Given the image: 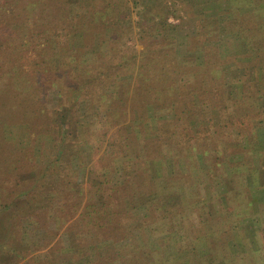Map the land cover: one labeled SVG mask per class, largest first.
Masks as SVG:
<instances>
[{
    "label": "trees",
    "instance_id": "trees-1",
    "mask_svg": "<svg viewBox=\"0 0 264 264\" xmlns=\"http://www.w3.org/2000/svg\"><path fill=\"white\" fill-rule=\"evenodd\" d=\"M184 2L192 5L191 10L185 15L181 14L178 9L179 5ZM85 4H87L85 0H68L69 14L77 18H91L93 26H96L94 31L102 27L106 32L112 29L114 33L118 30L126 32L128 36L129 34H140L141 38L149 39L150 43H169L171 47L168 48V51L172 50L176 58L175 62L169 66L156 67L154 69L140 66L131 79H127L129 83L135 79L140 84L141 89L138 96L143 97H139V106L145 103L146 108L144 109L145 115L140 114L136 110L134 118L127 116L126 113L122 117L121 114L123 112H118L117 108L114 107L119 93L109 88L107 80L110 75L103 72V68L108 64L107 61L110 58L107 60L106 56L102 54L103 43L95 40L89 46L85 45L82 35L84 36L86 30L79 31L75 29L73 34L65 35V38H67L65 40L66 44L65 47H62L61 42L58 40L61 34L56 33L51 26L37 25L34 21H30L28 16H20L17 17L18 19L16 16H12L10 17L12 21H7L6 25H0V32L4 36L1 39L5 41H0V45L4 43L7 47V50L0 51V75L6 76L7 71L17 74V79H15L16 75L10 74L12 78L7 83L8 85L11 84L9 91L11 89H16V91L28 90L29 84L27 82H25L23 88L21 87L24 84L21 83V77L25 75L27 77L30 75L39 77H54L58 75L62 80L72 78V81L81 79L85 82V85L81 87L77 83L74 91V101L68 102L67 105L64 102L60 103L64 95L61 90L53 85L52 87L50 86L52 89H47L49 93H52L48 101L44 99L42 92L44 88L36 86L35 99L30 103L28 102L24 107L28 123L32 122L33 119H39L40 116L51 115L50 111L56 116V134L60 136L61 141L57 148L54 147L52 149L51 155L52 158L56 157L55 159L58 161L60 158L65 160L59 165L78 167L76 169L78 171L76 176L78 180L76 183H71L73 192L76 191L81 196L85 190L83 188L85 176L82 172L85 171L86 165L81 163V153L77 152L79 150H90L91 152L96 151L99 153L108 140L109 132L114 129V131L116 130L119 133L134 135L140 141L143 139L144 141L147 140L148 143L145 146L142 145L140 151H143L145 160L148 163L157 167L154 178L149 171L150 167L142 171L144 178L141 183H145V177L147 178V183H149V185H146L149 192L145 195L144 203L139 207V210L144 213L143 216L148 217V214H146L147 210L150 211L153 206H156L163 219H166V216H182L185 211H187L185 216L190 217L189 213L195 207V204L193 202L190 204L189 201V199L193 200V198H189L190 194H192L190 193L189 185L190 183H203L202 177L207 176L211 172V167L209 168V164L207 165L209 153L202 151L200 147H196L199 151L198 157L196 156V159L192 160L193 163L190 165H193L192 169H194L191 175H187L188 172L184 170L187 166L183 167L187 164L181 158L182 150L178 145L186 143V141L191 142L196 134L208 131L211 127L223 126L227 130L230 125H236L234 118H244L246 115H252L254 118L253 132L244 133L240 131L239 134L234 136V138L238 139V142L225 139L226 143L222 152L224 157L222 160L223 172L218 176H214L212 181L214 188L218 190V198L222 203L226 204L231 191L226 183H233L232 189H236L238 186L248 188L247 197L249 201L247 206L242 210L243 212L234 214L241 218L242 224L248 223L251 227H254L256 229L255 232L258 233L257 236L262 241V246L259 245V248L255 249L251 256L260 254L264 257V165L260 166V163H264V0H134L131 6L129 4L125 6L119 5L121 10L117 9V4L114 0H102L100 9L93 10L90 15L83 13V9L89 7L88 5L81 7ZM207 4L213 6L208 5L211 7L206 8L205 5ZM234 4L240 7L246 5L247 7L233 11L232 6ZM210 9L214 10L209 11ZM242 11L254 14L255 22H253L252 29L245 24L243 28L229 32L230 29H228L226 24L232 20L236 21L237 16ZM135 16L137 17L136 20ZM171 17L180 20V23H170L169 19ZM114 19H117V24L113 22ZM90 28L91 25L89 28L87 27V29ZM211 30H216L220 33L219 40H214V37L211 40L203 39L205 38L204 35H214ZM147 46L145 44V48ZM215 46L219 48L221 56H223L221 58L231 57V59L220 64H210L209 60L211 59L208 60L206 58L205 52L212 47L215 48ZM184 49L188 52L189 57L195 58L193 61L184 60L186 56L182 55ZM199 53H202V56ZM99 60L104 61L102 64H98ZM95 63V70H99V74L88 70ZM125 65L133 67L128 61L123 64L117 62L114 66ZM30 68H32L31 71ZM2 71H5L6 74H2ZM202 72H204L203 76L216 81L223 89L225 103L222 107L218 108L212 104H201L197 86L193 88L192 85L195 76ZM73 75H75V78L70 77ZM19 77L20 79H18ZM33 87L31 86L29 89ZM91 88L94 89L93 91L100 92L97 93L96 99L95 96L93 97L89 93ZM45 91L44 89V94ZM104 92H108V94ZM108 96L110 98L107 102L110 106L107 107V111L100 110L101 107L99 106L95 107V100H105V97ZM50 101L54 105L53 108L49 109ZM168 101L172 107H175V104L181 105L180 117L175 116L174 111H172L171 119H164L166 117L161 113L164 110L162 106ZM73 102H75V109ZM96 112L101 113L100 117L102 119L100 122L94 118L98 117ZM215 112L218 113L217 117ZM125 120H128V122H124ZM88 123L94 129L95 135L100 133V135H97L99 136L98 139L91 141L87 138L84 125ZM182 124L183 126L187 125V129H191V134L181 135L180 142H176L173 140L174 136L172 135L176 129L175 127V129L173 128V125ZM81 134H83V137ZM193 134L194 137H192ZM166 139L169 140L168 143ZM35 145L36 152L27 155L25 160L16 158L11 153L12 162H23L12 169L10 174L12 183H2L0 185V211H12L14 204L9 203V198L15 192L14 190L21 186V182H28L19 180L21 173H32L34 178L40 177V181H42L45 178L50 179L54 168L58 166L50 157L43 165L40 161L42 155L41 153L39 154V150L42 151L41 145L39 142ZM235 149L239 151L237 155L231 153ZM71 151L73 154L68 156ZM172 151L175 152L171 153ZM244 153H248L251 158L257 160L259 166L256 167L257 169L252 168L246 174L248 176L244 174L243 182L236 175L238 171H242L241 169L249 163V159H244ZM124 166L127 169L132 167L130 163H124ZM74 171L71 170L70 173L73 174ZM179 172L183 176V181L182 179L174 178ZM241 174L239 173V175ZM103 178L96 179L94 175L90 176L89 183L92 184L90 188L91 202L88 205L89 207L86 208L87 210L85 209L76 219L79 223L75 225L77 226L76 229L74 227L71 228L69 236H73L79 247L82 241L85 246L87 245L85 249L82 246L80 247L81 249H78L79 255L80 252L84 251L83 259L89 258L90 260L94 256L99 255V259L105 260L106 255V260L112 259L113 261L106 264H131L136 260L138 264H148L140 261L138 254H136L137 256L133 255L134 257H125L117 245L119 243L124 245L129 242V247H132L136 253L139 251V247L150 244L154 240L157 241L160 237L168 234L169 231L156 236L154 229L150 228L149 223H145L147 218L145 217L146 219L144 220V218L139 217L138 220L134 221L135 223L126 225L127 234L120 238L121 240H114L115 236L113 235H111V238L110 236L107 239L104 238L105 231L113 229L115 224L118 223L113 218L115 210L112 208L109 198H107V190L117 183H114V176ZM100 179L101 181H99ZM172 180L178 183L175 193H170L163 184L171 183ZM129 182H131L129 179H124L125 192L123 201L126 206L130 202L129 193H127V183ZM239 189L241 188L239 187ZM181 192L186 197H182L183 194ZM234 194L240 196L237 191ZM94 198L97 200L96 203L93 202L95 201ZM81 205L82 202L75 204L73 208L74 214L81 210ZM47 206L48 203H45L44 207L47 208ZM57 210L63 211L61 204L57 207ZM208 216L211 215L208 213ZM67 217L61 216L59 213L50 215V220H52L51 223L54 222L53 220H56L57 223L59 218L64 221ZM25 220H22L21 224V228H24L22 238L28 244L32 242L35 235L43 236L45 229L43 228V231L41 228H32L33 225L37 227V222L33 216ZM183 220L181 219V221ZM129 224H135V228L138 226V229L133 232ZM136 230H138L137 233ZM173 231L174 239L179 240V229ZM206 240L208 241V239ZM240 241L244 248L241 250L243 253L247 251L249 245L251 247L252 245L253 247L255 246L253 242H247L246 238H240ZM195 242H191L192 246L189 245L188 247L190 252L193 251V255H197L194 249H196L198 242ZM202 242H204V239L200 240V243ZM208 245L210 252L213 251L214 246L211 245L210 241H208ZM177 250L179 253L183 252L181 248H177ZM15 251L14 249L11 253L14 255ZM161 254L162 252H159L155 258L159 260L160 257L161 259ZM221 256H219L220 260L215 259L216 264H224L225 259H221ZM81 257L82 255L79 256V258ZM230 261L231 263L232 261L235 262L234 259ZM197 262L198 264H203L199 259ZM251 262L252 264H260L257 259H251ZM183 264L189 263L187 261Z\"/></svg>",
    "mask_w": 264,
    "mask_h": 264
},
{
    "label": "rangeland",
    "instance_id": "rangeland-1",
    "mask_svg": "<svg viewBox=\"0 0 264 264\" xmlns=\"http://www.w3.org/2000/svg\"><path fill=\"white\" fill-rule=\"evenodd\" d=\"M85 1L87 4L81 6H89L87 9H83L85 15H90L93 10H99L101 7L102 0ZM114 1L119 10V5L125 6L129 4V6H131L134 0ZM208 5L211 4L205 5L206 8L213 6ZM191 7L192 5L190 3L184 2L179 5L178 9L181 14L185 15L191 10ZM244 7L246 8L247 6L243 5L240 7L234 4L232 10L235 11L239 8L245 9ZM212 10L214 9H210L209 11ZM24 15L28 16L30 21H34L37 25L51 26L56 33L59 35L61 34L59 36L60 39L58 38V40L61 42L62 47H65L66 44L65 40L67 38H65V35L73 34L75 29L79 31L86 30L84 36L82 35L86 46L94 43L95 40L103 43L102 54L106 56L107 60L110 58L107 61L108 64L104 66L103 72L107 74L109 73L110 75L107 80L109 88L119 93L114 107L117 108L118 112H123L121 114L122 117L124 113H126L127 116L134 118V112H136V110H138L140 114L145 115L144 109L146 108L145 103L139 106V97H143L138 96L141 89L140 84L135 79L129 83L127 79H131L132 75H134L135 71L140 66L142 68L154 69L156 67L169 66L175 62V53L172 50L168 51V48L171 47L169 43H150L149 39L141 38L140 34L138 35L135 33L133 35L129 34L128 36L126 32L118 30L114 33L112 29H109V31L106 32L102 27L94 31L96 26H93L91 18H77L74 16L72 17L69 14L68 0H0V25H6L7 21L11 20L10 17L12 16H16L17 18ZM136 19L137 17L135 16V20ZM113 22L117 24L118 21L117 19H114ZM169 22L172 24H178L180 23V20L171 17ZM253 22H255L254 14L244 13V11H242L240 15L237 16L236 21L232 20L228 22L226 26L230 29L229 32L237 31L238 29L243 28V25L245 24L248 28L252 29ZM90 25L91 28L87 29ZM211 31L214 32V35H204L205 38L203 39L211 40L214 37V40H219L220 33L216 30ZM2 34L3 33L0 32V41H4V39H1L4 37ZM145 44L148 45L147 48H145ZM4 49L7 50V47L3 43L0 45V51H3ZM201 54L202 53H199V55ZM205 54L208 60L211 59L209 60L210 64H220L223 61L231 59V57L221 58L223 56H221L220 50L217 46L208 49ZM182 55H186L185 57L183 56L184 60L193 61L195 59L189 57L188 52L185 49L183 50ZM103 61L99 60L97 63L102 64ZM127 61L132 64L133 67L127 65L120 67L114 66L117 62L123 64ZM94 65H96V63L93 64L92 68H88V70L99 74V70H95ZM31 70L32 68H30V71ZM203 73L204 72L195 76L192 85L193 88L197 86L201 104H212L216 105L218 108L222 107L225 103L223 89L216 81L203 76ZM2 74H6V72L2 71ZM10 74L16 75L15 79H17V74L11 71H7L8 76L0 75V185L2 183H12V180H10L12 169L23 162H12L11 153H13L16 158H22L25 160L27 155L36 152L35 144L38 142L41 145L40 148H42V151L39 150V154L41 153L42 155L40 161L43 165L50 157V159H53L58 166L54 168L50 179L45 178V180L42 181H40V177L34 178V174L32 173L24 172L20 174L19 180L28 182H21V186L16 188L13 195L9 198V203L14 204L12 211H0V264H106L108 262H113L112 259L106 260V255L105 260L99 259V255L94 256V258H91L90 260L89 258L83 259L85 253L83 251L80 252L79 255L78 249L81 246L85 249L87 245L85 246V243L82 241V244L79 247L73 236H69V234H71V228L74 227V229H76L77 226L75 225L79 223L76 219L86 208L89 207L88 205L91 202L90 188L92 184L89 183V178L90 176L92 177V175H94L96 179H104L103 177L114 176V183H117L115 186L109 187L107 190V198H109L108 200L110 201L112 208L115 210L113 218L116 219L115 222L118 224H115L113 229L106 230L104 238L107 239L109 236L111 238V235H113L115 236V239L113 238L114 240H121L120 238H123L125 234H127L126 225L128 223H135L134 221L138 220L139 217L144 218V220L147 218L145 220L147 222L145 223H149L150 228L154 229L156 236L161 233H168L169 231L168 234L160 237L157 241L154 240L150 244L142 245L136 253L133 251L132 247H129V242L124 245L119 243L117 246L122 250V254L125 255V257H134L133 255L137 256L136 254H138L139 260L148 264H163V262L164 264H183L187 261L189 264H198V259L201 260L203 264H216L217 262L215 259L220 260L219 256L222 255L221 259H225L224 262L222 260L224 264H235V262L236 264H252L251 259H257L260 264L264 263V257H262V255L254 254L251 256L253 252H255V249L259 248V245L262 246V241L260 237L257 236L258 233L255 232L256 229L251 227L248 223H245V225H247L245 227V225L242 224L243 222L241 218L235 215L236 213L243 212L242 210L247 206V202L249 201L247 197L248 188L238 186L236 189H232L233 183H226L231 190L226 204L222 203L218 198V190L214 188V183L212 181L214 176H218L223 172L222 160L224 157L222 152L224 151L226 140L238 142V139L236 137L234 138V136L239 134L240 131L244 133L253 132L254 118L252 115H246L244 118H234L236 125H230L227 130H225L223 126L211 127L208 131L196 134L191 142L186 141V143L178 145L182 150L181 158H183L184 163L187 164L183 166H187L184 168V170L188 172L187 175H191V172L194 169H192L193 165L190 164L193 163L192 160L196 159V156L199 153L196 147H200L202 151L209 153V161L207 162V165L209 164V168L211 167V172L207 174L208 177H202L203 183H190V185L187 183L189 189H191L190 193H192L189 198H193V200L189 199L190 204L191 202L195 204V207L189 213L190 217L185 216L187 213V211H185V214L182 216H166V219H163L156 206H153L150 211L147 210L146 214H148V217H146L143 216L144 213L139 210V207L145 201V195L149 192L146 187L147 184L149 185L146 177L145 183H141L144 178L142 171H145L144 169L150 167L149 171L154 178L157 169V167L151 165L145 160L143 151H140V147L142 145L145 146L148 143L147 140L144 141L143 139L140 141L134 135L119 133L113 129L109 132L108 140L99 153L96 151L91 152L90 150H79L77 153H81V163L86 165L85 171L82 172L85 176L83 182V188L85 190L83 195L80 196L76 191L73 192L71 188V183H76L78 180L76 177L78 175V171H76L78 167L59 165L65 160L60 158L58 161L55 159L56 157L52 158L51 155L52 149H54V147L57 148L61 141L60 136L56 134V116L50 111L51 115L44 117L40 116L39 119H33L32 122L28 123L27 118L25 117L24 107L28 102L30 103L35 99L36 86H41L46 90L45 94L44 89L42 92L44 99H47L46 101H48L52 93H49L47 89L51 88L53 85L55 88L61 90L64 95V98L60 100V103L64 102L67 105L68 102L74 101V91L76 90L75 87L77 86V83L81 87L85 85V82L81 79L78 81H72V78L63 79V81L58 75L54 77H39L36 75H30L27 77L25 75L21 77L22 81H20L21 83H24L21 87L23 88L25 86V82L29 84V88H31V86L34 87L32 89L28 88L26 91H16V89H11L9 91L11 84L8 85L7 83L8 80L12 78L10 77ZM74 76L75 75L70 77ZM18 79H20V77ZM93 90V88L89 89V93L93 97L95 96L96 99L97 93L100 92ZM104 93L108 94V92ZM109 98L110 96L105 97V100H95V107L99 106L101 107L100 110L107 111V107L110 106L107 102ZM72 104H74L75 109V102ZM53 105L54 103L52 104L50 101L49 109L53 108ZM162 108L164 110L160 111L164 114V117H166L164 119H171L170 115L172 116V111H174L175 116H181L182 108L180 104H175V107H172L168 101V103L162 106ZM96 114L98 117L94 118L100 122L102 119V117H100L101 113L96 112ZM217 115L218 113L215 112L216 117ZM124 122L127 123L128 120H125ZM84 127L88 139L93 141L94 139L99 138L97 135H100V133L95 135V131L90 123L84 125ZM173 128L175 129L174 134H172L174 136L173 140L176 142H180L181 135L183 136L186 133L191 134V129H187V125H173ZM81 136L83 137V134H81ZM192 137H194V134ZM166 142L168 143L169 140L166 139ZM174 152L172 151L171 153ZM231 153L237 155L239 151L235 149L232 150ZM72 154L71 151L68 156ZM243 156L244 159H249V163L241 169L242 171H238L236 176H239L241 181L244 182L243 175H246L252 168H256L259 165L257 160L251 158L248 153H244ZM124 163H130L132 167L127 169L124 166ZM262 165H264V163H260V166ZM71 170H75L73 174L70 173ZM239 173H242V176L239 175ZM182 177L183 176H181V173L179 172L174 178L181 180ZM125 178L131 181L127 183V193H129L130 197L128 206H126L123 201V194L125 192V184L123 183ZM101 179L99 181H101ZM163 184L166 189L168 188L167 190L170 193H175V188L178 186V183H176L175 180H172L171 183ZM239 187L241 189H239ZM236 191L240 196L234 194ZM182 197L186 196L183 194ZM77 201L79 203L82 202L81 210L74 214L73 208L75 207V204L78 203ZM96 201L97 200L93 202L96 203ZM45 203H48L47 208L44 207ZM60 204L63 209L62 212L59 210L56 211ZM59 213L61 216H68L67 219L63 221L59 218L57 223L56 220H53L55 223H51L52 220H50V215L52 216ZM208 213L211 216H208ZM31 216H33L37 222V227L33 225L32 228H41L43 231L45 229V233L43 236L35 235L32 242L27 244L22 238L24 228H21V224L22 220L26 221L25 219H29ZM181 219H184V222L181 221ZM129 225L131 226L130 229H133V232L135 229H138V226L135 228V224ZM160 225L163 226L160 227ZM177 229H179V240L174 239L173 237V230L177 231ZM137 232L138 230H136V233ZM240 238H246L247 242H253L255 246L253 247L252 245L251 247L249 245L247 251L243 253L241 250L244 248L241 245L242 240L240 241ZM201 239H204V242L200 243ZM206 239H208L211 245L214 246V250L211 252ZM194 241L198 242L195 247L196 249H194V251L196 250L195 252H197V255H193V251L190 252L188 249L189 245L192 246L191 242ZM111 242L113 241L111 240ZM177 248H181L183 252L179 253ZM14 249L16 250V253L13 255L11 252ZM159 252H162V258L160 259L159 257L158 260L155 256H157ZM81 255L82 257L79 258ZM148 259L149 261L147 262ZM232 259H234L235 262L232 261L231 263L230 260ZM131 264H138L137 260Z\"/></svg>",
    "mask_w": 264,
    "mask_h": 264
}]
</instances>
